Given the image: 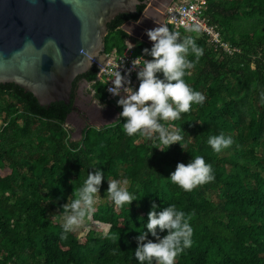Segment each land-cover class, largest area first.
Wrapping results in <instances>:
<instances>
[{"label": "trees", "instance_id": "16d2710c", "mask_svg": "<svg viewBox=\"0 0 264 264\" xmlns=\"http://www.w3.org/2000/svg\"><path fill=\"white\" fill-rule=\"evenodd\" d=\"M139 1L136 15H119L107 25L105 54L126 48L129 37L122 26L144 11L148 0ZM204 18L238 52L223 54L203 35L170 27L203 49L201 57H187L194 67L185 81L205 96L204 103L193 104L177 121L163 122L170 131H185L186 151L175 143L160 151L154 147L163 145L155 140L126 135L123 118L85 128L74 142L66 124L71 105L41 107L14 84L0 85V264H138L135 238L152 203L158 211L175 204L193 228L192 246L175 264H264V0H206ZM145 48L151 46L136 42L133 54L150 59ZM96 73L93 67L77 77L72 97L83 80L96 101L119 115V98L108 100ZM220 133L231 136L233 144L216 153L207 141ZM196 155L212 165L215 179L186 192L168 177L177 163L187 164ZM93 168H101L105 177L90 223L107 231L62 238L56 217L64 215L62 206ZM112 179H127L138 201L116 207L107 193Z\"/></svg>", "mask_w": 264, "mask_h": 264}, {"label": "clouds", "instance_id": "9594fccd", "mask_svg": "<svg viewBox=\"0 0 264 264\" xmlns=\"http://www.w3.org/2000/svg\"><path fill=\"white\" fill-rule=\"evenodd\" d=\"M155 25L145 31L152 45L150 49H143V53L150 59L137 56L131 62L138 86L133 87L129 73L121 74L117 68L111 72L109 81L112 86L108 91L119 97L117 105L122 109L119 118L124 120L126 135L131 137L139 133L149 141L155 140L163 145L154 147L160 151H166L174 143L186 151L185 131L182 128L170 131L163 122L177 121L181 114L190 111L193 104L204 103L205 96L185 81L187 70L194 67L187 57L191 53L199 58L203 55V49L193 37L181 38L179 32L171 30L166 24ZM128 35H131V30ZM260 95L264 100V92ZM96 103L100 109L104 107L99 98ZM207 143L214 152L220 153L229 148L233 140L231 136L220 133L210 136ZM93 169L94 172L87 173L76 196L70 201L67 199L62 206V238L82 226L93 211L105 177L101 168ZM168 178L173 184L190 192L199 185L212 182L215 176L212 165L206 163L203 156L196 155L187 164L177 163ZM128 183L127 179L107 180V193L116 207H129L133 201H138L136 193L127 189ZM158 207L156 203L151 204L147 222L135 238L137 247L134 258L138 264H175L176 257L192 246L193 228L185 212L175 204L159 211ZM149 235L154 239H149Z\"/></svg>", "mask_w": 264, "mask_h": 264}, {"label": "water", "instance_id": "95a60500", "mask_svg": "<svg viewBox=\"0 0 264 264\" xmlns=\"http://www.w3.org/2000/svg\"><path fill=\"white\" fill-rule=\"evenodd\" d=\"M140 4L139 0H0V85L14 84L32 94L41 107L71 105L66 124L77 129L74 122L81 121L77 108L85 104L72 97L73 82L103 62L107 25L119 15H136ZM85 128L92 127L84 125L82 131Z\"/></svg>", "mask_w": 264, "mask_h": 264}, {"label": "built area", "instance_id": "2783aa9c", "mask_svg": "<svg viewBox=\"0 0 264 264\" xmlns=\"http://www.w3.org/2000/svg\"><path fill=\"white\" fill-rule=\"evenodd\" d=\"M206 0H181L170 5L165 11V24L175 30L192 31L195 34L203 35L210 46L215 50L226 55H232L238 52V49L222 40L220 31L216 26H210L204 18ZM133 50L126 47L121 53L113 50L109 54H105L102 63L96 64L94 67L97 71L96 81L100 82L104 88L108 100L114 101L119 98L112 95L108 88L111 87V72L117 68L124 74L129 73L131 84L136 81L135 70H131V62L136 58Z\"/></svg>", "mask_w": 264, "mask_h": 264}, {"label": "flooded vegetation", "instance_id": "af4514ba", "mask_svg": "<svg viewBox=\"0 0 264 264\" xmlns=\"http://www.w3.org/2000/svg\"><path fill=\"white\" fill-rule=\"evenodd\" d=\"M150 0H148L147 2H149ZM177 1L174 0L172 4L176 3ZM169 3V0H159V3L156 4L157 7V11H150L147 9L146 13H141L140 16L138 17L137 21L140 19L141 24H143L145 26V28L148 29H152L153 27H155V23L157 25L159 24H165V17L163 12L166 11V9L168 8L167 5ZM151 17V21L147 22L145 16L148 15ZM153 14V15H152ZM152 15V16H151ZM159 15V16H158ZM136 21V22H137ZM130 22V21H129ZM155 22V23H154ZM127 23V22H126ZM134 23V22H133ZM137 35H139V33L137 32ZM140 37L142 38V43L151 46L152 42L148 40V37L145 34H141ZM144 41V42H143ZM83 81V80H82ZM84 82V81H83ZM86 83V82H84ZM81 81L77 84V87L74 90V94L73 96L76 95V92L78 91V89L80 88ZM89 101V100H86ZM106 105V104H103ZM100 107L96 106L94 103H88V105L86 104L85 106H82L80 108H77V112L80 114L79 119H81V121H77L74 122V124L77 126V130H81L83 128L84 125H88L90 124V122H94L95 124L97 123H102L105 121V119H109L111 118L110 116H105L101 110L99 109ZM82 109L84 110V113L82 111ZM81 122V123H80ZM83 123V124H82Z\"/></svg>", "mask_w": 264, "mask_h": 264}, {"label": "crops", "instance_id": "0c3cea01", "mask_svg": "<svg viewBox=\"0 0 264 264\" xmlns=\"http://www.w3.org/2000/svg\"><path fill=\"white\" fill-rule=\"evenodd\" d=\"M156 1V0H155ZM156 3H154V1L152 0V4L148 7V10L152 11H157V7L155 6ZM147 22L151 21V17L148 15L145 16ZM139 22L138 23H132V22H127L122 26L123 31L128 35L129 31L131 30V35H128L129 39L125 42L126 47L131 48L132 46L129 44L131 43L133 45V47L131 48L132 50L135 47V43L136 42H141L142 38L140 36L137 35L136 33V29L139 27ZM147 29L144 26L143 32L142 34H145V31ZM144 42V41H143ZM86 85H81L80 88L78 89V91L76 92V95L74 96L77 101L79 102V104H84V102H86V100L92 101V103H94L96 106L99 107V105L96 103V100L94 99V92H90L89 96H84V90ZM100 109V108H99ZM101 112L107 117L110 116L111 119L113 120L112 122H116L118 119V113L116 112L115 108L113 106H109V105H104V107L102 109H100ZM82 133V129L80 130ZM79 130H77V133L79 135Z\"/></svg>", "mask_w": 264, "mask_h": 264}, {"label": "rangeland", "instance_id": "374dc122", "mask_svg": "<svg viewBox=\"0 0 264 264\" xmlns=\"http://www.w3.org/2000/svg\"><path fill=\"white\" fill-rule=\"evenodd\" d=\"M152 1V0H151ZM154 1V3H156V4H158L159 3V0H153ZM148 3V5L147 6H150L151 4H149L150 3V1L149 2H147ZM156 4H155V6H156ZM163 14H164V16L163 17H165V11L163 12ZM153 15V14H152ZM151 15V16H152ZM159 16V15H158ZM139 27L136 29V33L138 32L139 33V35L138 36H140L141 34H142V32H143V29H144V25L143 24H141V23H139ZM149 40V39H148ZM86 85L85 86V89L86 90H84V96H89L90 95V92H91V88H90V85L89 84H87V83H84L83 81H81V84L80 85ZM88 103H91V101H86V102H84V104L86 105H88ZM113 120L111 119V118H109V119H105V121L104 122H102V123H97V124H95L93 121L92 122H90V124H88L90 127H92V128H94V129H97L98 127H102V126H109V125H112V123H114V122H112ZM83 124V123H82ZM71 129H72V134H71V139H72V141H74V142H77V141H79L80 140V136L78 135V133H77V129L73 126V125H71V127H70ZM57 218V220L58 221H60V222H62L63 223V218H64V215H62V216H59V217H56ZM90 221H91V217L89 216L88 218H86V220H85V222L83 223V225L82 226H80L79 228H77L75 231H73L74 232V234H76V235H78V236H84V234L88 231V230H90V229H94L95 231H97V232H99L100 234H104L106 231H107V226H103V225H101V224H99V223H90Z\"/></svg>", "mask_w": 264, "mask_h": 264}]
</instances>
